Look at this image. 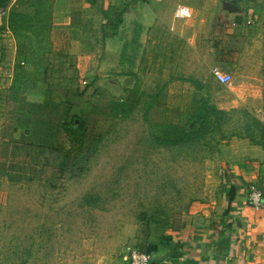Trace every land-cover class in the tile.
Segmentation results:
<instances>
[{"label": "rangeland", "instance_id": "374dc122", "mask_svg": "<svg viewBox=\"0 0 264 264\" xmlns=\"http://www.w3.org/2000/svg\"><path fill=\"white\" fill-rule=\"evenodd\" d=\"M104 1L63 25L54 0L1 18L0 264H129L192 224L230 158L264 151V7L241 25L232 0H157L154 23L112 34Z\"/></svg>", "mask_w": 264, "mask_h": 264}, {"label": "crops", "instance_id": "0c3cea01", "mask_svg": "<svg viewBox=\"0 0 264 264\" xmlns=\"http://www.w3.org/2000/svg\"><path fill=\"white\" fill-rule=\"evenodd\" d=\"M14 1L0 0V24ZM146 2V5L143 0L125 2L119 26L131 16L141 25L149 21L154 23L158 17L153 8L157 0ZM187 2L189 4L185 3V6L191 8ZM232 2L238 10L234 23L241 25L240 15L246 14L244 8L257 15L259 8L264 7V0ZM86 4V0H54L53 23L66 24L69 15ZM115 5L114 0H105L103 10L108 12ZM144 5L150 7L149 10ZM144 10L151 13L146 15ZM8 46L0 48V58L4 49L9 51ZM250 184L256 185L264 195V151L254 146L240 150L238 155L228 160L223 184L209 203L192 205V224L182 231L166 233L148 241L145 252L151 255V264H264V210H255L247 205Z\"/></svg>", "mask_w": 264, "mask_h": 264}, {"label": "built area", "instance_id": "2783aa9c", "mask_svg": "<svg viewBox=\"0 0 264 264\" xmlns=\"http://www.w3.org/2000/svg\"><path fill=\"white\" fill-rule=\"evenodd\" d=\"M176 18H188L190 17L189 9L184 6H179L175 11ZM255 18L247 20L246 25H253ZM213 75L217 83L223 86H227L231 80L232 76L228 73H224L217 68L213 69ZM247 205L252 207L255 210H264V195L262 191L253 184L248 186V195H247ZM264 239V236H263ZM152 257L149 253L133 250L129 256V264H151Z\"/></svg>", "mask_w": 264, "mask_h": 264}, {"label": "trees", "instance_id": "16d2710c", "mask_svg": "<svg viewBox=\"0 0 264 264\" xmlns=\"http://www.w3.org/2000/svg\"><path fill=\"white\" fill-rule=\"evenodd\" d=\"M108 11H111L112 15H111V17L110 16L108 17V15H107L108 12H105V16L107 18L106 22L108 23L110 32L113 34V32L118 28V26L122 22V17H121L122 16V11L117 13V14H114L115 12H113V8H109ZM102 32L104 33V30ZM116 108H117L116 111H118L119 113H123L124 112V108H125V104H119V105H117ZM213 113L215 115L219 114V112L217 110H213ZM79 126L81 127V125H79ZM185 137L188 138V136H185Z\"/></svg>", "mask_w": 264, "mask_h": 264}, {"label": "water", "instance_id": "95a60500", "mask_svg": "<svg viewBox=\"0 0 264 264\" xmlns=\"http://www.w3.org/2000/svg\"><path fill=\"white\" fill-rule=\"evenodd\" d=\"M229 6H231L234 10H237V8L234 5H229ZM125 83L126 84H131L132 83V79L131 78L126 79Z\"/></svg>", "mask_w": 264, "mask_h": 264}]
</instances>
